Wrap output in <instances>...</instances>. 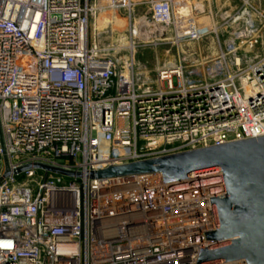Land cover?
Wrapping results in <instances>:
<instances>
[{
    "label": "built area",
    "instance_id": "2783aa9c",
    "mask_svg": "<svg viewBox=\"0 0 264 264\" xmlns=\"http://www.w3.org/2000/svg\"><path fill=\"white\" fill-rule=\"evenodd\" d=\"M113 1L128 11V51L133 39L178 45L154 81L132 55L114 56L124 35L102 42L110 28L95 25ZM210 1L0 0V178L1 140L10 171L86 173L264 136V0H226L217 14ZM204 38L210 56L183 50ZM223 193L220 174H11L0 182V264H196L214 245L202 235L216 228L210 197Z\"/></svg>",
    "mask_w": 264,
    "mask_h": 264
},
{
    "label": "water",
    "instance_id": "95a60500",
    "mask_svg": "<svg viewBox=\"0 0 264 264\" xmlns=\"http://www.w3.org/2000/svg\"><path fill=\"white\" fill-rule=\"evenodd\" d=\"M5 166L0 182L26 170H40L67 178L108 179L159 174L172 177L220 174L224 193L210 197L215 230L202 233L214 245L200 248L196 264L244 260L264 264V136L246 138L145 160L109 165L86 173L45 163H30L10 171Z\"/></svg>",
    "mask_w": 264,
    "mask_h": 264
},
{
    "label": "rangeland",
    "instance_id": "374dc122",
    "mask_svg": "<svg viewBox=\"0 0 264 264\" xmlns=\"http://www.w3.org/2000/svg\"><path fill=\"white\" fill-rule=\"evenodd\" d=\"M102 2H106L107 0H101ZM139 2H147L149 0H135ZM232 4L237 3L234 0H229ZM211 8L213 13L217 14L219 12V8L222 7V5L226 2V0H211ZM113 2H109V5L111 4V7L106 9L102 15L103 24L105 28L108 29L107 35H103L104 39H102L103 43H116V40L119 35H124V51L119 52L115 54V57L119 58H126L129 59V57L132 55L136 72H138V75L141 77H147L150 81L155 80V74L156 70L163 65L173 64L178 60V45L171 44V43H160L157 45L152 44H143L142 42L138 41L137 39H133V42H135V48L133 51H128L127 49V43L129 42V39L127 37V16L128 11L124 8H116V6L113 4ZM194 3V2H193ZM186 7V13H190V2L185 4ZM192 7H196L200 11H206L207 10V2H195V4H192ZM116 8V9H115ZM205 8V9H204ZM147 7H138L135 8L134 13H132L135 16H139L146 11ZM113 12V13H112ZM121 39L123 38L120 37ZM128 39V40H127ZM123 40V39H122ZM210 39L204 38L200 40L199 42L189 44L183 47V50H198V55L200 56H210L212 53V46L209 41ZM123 42V41H122ZM181 49V48H180ZM189 177V176H188ZM186 178V177H184ZM182 179V178H181Z\"/></svg>",
    "mask_w": 264,
    "mask_h": 264
},
{
    "label": "bare ground",
    "instance_id": "6f19581e",
    "mask_svg": "<svg viewBox=\"0 0 264 264\" xmlns=\"http://www.w3.org/2000/svg\"><path fill=\"white\" fill-rule=\"evenodd\" d=\"M110 6V8L111 7H114V6H111V4L109 5ZM185 6V5H184ZM185 9H186V7H185ZM184 9V10H185ZM185 12H186V10H185ZM113 13V12H112ZM103 14H105V13H103ZM103 14H101L100 16H99V18H98V20H97V22H96V25H95V28L96 29H98V30H103V29H108L107 27L105 28V26H104V24H103V19H102V15ZM120 37H122V35L120 36Z\"/></svg>",
    "mask_w": 264,
    "mask_h": 264
}]
</instances>
